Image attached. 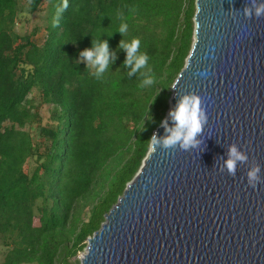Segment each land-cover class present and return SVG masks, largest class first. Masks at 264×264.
Masks as SVG:
<instances>
[{
    "label": "trees",
    "instance_id": "16d2710c",
    "mask_svg": "<svg viewBox=\"0 0 264 264\" xmlns=\"http://www.w3.org/2000/svg\"><path fill=\"white\" fill-rule=\"evenodd\" d=\"M195 11V0H0V264H79L166 117ZM100 37L115 59L96 79L80 52ZM132 38L153 87L123 64L119 42Z\"/></svg>",
    "mask_w": 264,
    "mask_h": 264
},
{
    "label": "water",
    "instance_id": "95a60500",
    "mask_svg": "<svg viewBox=\"0 0 264 264\" xmlns=\"http://www.w3.org/2000/svg\"><path fill=\"white\" fill-rule=\"evenodd\" d=\"M254 4L264 0H195L193 44L153 135L164 138L170 110L194 94L207 116L199 143L151 142L79 264H264V15ZM232 146L247 157L234 175Z\"/></svg>",
    "mask_w": 264,
    "mask_h": 264
},
{
    "label": "clouds",
    "instance_id": "9594fccd",
    "mask_svg": "<svg viewBox=\"0 0 264 264\" xmlns=\"http://www.w3.org/2000/svg\"><path fill=\"white\" fill-rule=\"evenodd\" d=\"M64 6H67L66 3ZM251 14L249 10H245V15ZM254 14L257 17L264 15V4L258 6L254 4ZM121 20H123V17H121ZM127 31V23L122 22L116 32L123 36ZM118 47L125 51L123 64L129 69L128 75L139 73L141 79L138 86L140 88L153 87L156 84V77L148 63L150 57L146 52L140 51L141 42L139 38L121 39ZM114 59L115 55L109 51L107 41L101 37L96 41H91V47L80 52V60L93 70L92 75L96 79L102 78ZM169 117L173 121V127H165L167 135L164 138L158 139L155 135L151 136L149 139L153 146L165 149L179 147L180 150L184 151L197 147L199 143L197 136L201 133L203 125L207 121L200 99L194 94L184 95L175 108L170 110ZM246 158L235 146L230 147L229 156L225 161L228 173L234 175L237 162H244ZM259 171V167L256 166L247 172L250 186L255 187L256 183L259 182Z\"/></svg>",
    "mask_w": 264,
    "mask_h": 264
},
{
    "label": "rangeland",
    "instance_id": "374dc122",
    "mask_svg": "<svg viewBox=\"0 0 264 264\" xmlns=\"http://www.w3.org/2000/svg\"><path fill=\"white\" fill-rule=\"evenodd\" d=\"M35 21H37L36 19H34ZM16 30L17 31H21L24 32L25 31V24L21 23L19 25L16 26ZM172 91V88H171ZM44 114L46 115L47 113L44 111ZM87 243V242H86ZM85 253V250L81 253L78 254L77 259L80 260V258L82 257V255ZM0 261H1V256H0Z\"/></svg>",
    "mask_w": 264,
    "mask_h": 264
}]
</instances>
